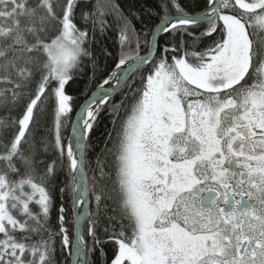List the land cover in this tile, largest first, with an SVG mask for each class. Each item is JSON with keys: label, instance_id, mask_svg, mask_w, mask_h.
<instances>
[{"label": "snow or ice", "instance_id": "snow-or-ice-1", "mask_svg": "<svg viewBox=\"0 0 264 264\" xmlns=\"http://www.w3.org/2000/svg\"><path fill=\"white\" fill-rule=\"evenodd\" d=\"M90 3L0 0V264H264V0H156L139 29L143 6ZM113 28L65 137V85Z\"/></svg>", "mask_w": 264, "mask_h": 264}, {"label": "trees", "instance_id": "trees-1", "mask_svg": "<svg viewBox=\"0 0 264 264\" xmlns=\"http://www.w3.org/2000/svg\"><path fill=\"white\" fill-rule=\"evenodd\" d=\"M94 3H95V0H91V3L88 5V7L90 8L92 4ZM115 3L118 4L120 8L124 9L125 11H127L129 7H133L134 10L139 12L141 6L144 7L145 11L141 15L140 20L134 21L137 29H139L142 25H146L147 28H152L156 23H158V20L155 17L150 16L147 11L148 9L153 8L155 6L156 0H115ZM200 3H201V6H203L206 3V0H200ZM81 7H84V5L82 4ZM196 10H199V9H196ZM107 19L109 23L113 22V17L111 15H109ZM77 23L81 27L84 26L83 23L79 20H77ZM167 38H168L167 36H161L160 37L161 43L163 42L164 39H167ZM97 40L99 43L93 45V49L99 58L95 77L90 79L91 71H90V66H89V68L85 69V71L76 73L73 76V78L69 80L68 83L65 85L66 94H68L69 96L73 98L71 101L72 112L69 114V121L66 122V131L64 132L65 137H67L71 133V127H70L71 121H73L78 108L85 102V100L97 88V85L100 84L104 79H106L107 76L115 68L116 55H117V52L119 51V47L117 43V33L115 29L114 28L110 29L102 40L99 37V34H97ZM101 44L103 46H106L108 50L113 53L112 58H107V57L100 55ZM85 63H87V61H85ZM116 99H119V97L117 96ZM13 115H19V111L13 112ZM98 119H99V124H98V127L94 131L93 138L103 139V134L106 133L111 128V125L109 123L110 117L107 115L106 112H102ZM50 124H51V109L49 107L48 118L42 119L41 125L42 127H48L50 126ZM66 143H67V140L65 139V144ZM65 163L67 162L65 161ZM60 203H61V199L58 197L56 200V207L52 210L53 225H56L57 223L58 209H59ZM64 206L68 210L67 215H66L67 223L65 224V227L68 228L69 240L70 242H72L74 231H75L74 215L71 212L69 201L66 200ZM57 244L59 247V241H57ZM89 245H91L90 240H89ZM116 247L117 245L115 242H109L108 244L105 245L104 251L107 253L109 258L113 256V252L116 249ZM68 251H71V249L66 250L64 253L58 252V259L60 260V264H71V255H68ZM90 259L97 260L99 264L98 255L91 256Z\"/></svg>", "mask_w": 264, "mask_h": 264}, {"label": "water", "instance_id": "water-1", "mask_svg": "<svg viewBox=\"0 0 264 264\" xmlns=\"http://www.w3.org/2000/svg\"><path fill=\"white\" fill-rule=\"evenodd\" d=\"M105 87H107V86H105ZM96 89H97V88H96ZM96 89H95L94 91H96ZM94 91H93V92H94ZM91 94H92V93H91ZM90 96H91V95H90ZM90 96H89V97H90ZM89 97H88V98H89ZM88 98H87V99H88ZM83 104H84V103H83ZM83 104H82V105H83ZM82 105H81V106H82ZM81 106H80V107H81ZM80 107H79L78 110L76 111V114H75V116H74L73 121L76 119V115H77V113L79 112ZM75 233H76V228H75V231H74V235H73V240H72V241H74V239H75ZM88 242H89V241H88ZM71 264H75V257H74V256H71Z\"/></svg>", "mask_w": 264, "mask_h": 264}]
</instances>
